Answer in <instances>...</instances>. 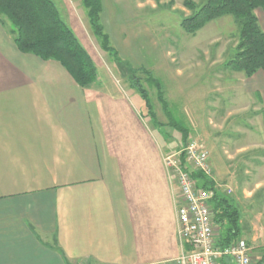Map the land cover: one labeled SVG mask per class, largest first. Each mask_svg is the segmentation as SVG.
I'll list each match as a JSON object with an SVG mask.
<instances>
[{
	"label": "crops",
	"instance_id": "0c3cea01",
	"mask_svg": "<svg viewBox=\"0 0 264 264\" xmlns=\"http://www.w3.org/2000/svg\"><path fill=\"white\" fill-rule=\"evenodd\" d=\"M245 79L264 106L263 72ZM100 82L21 53L0 17V264H177L189 250L163 161L175 134Z\"/></svg>",
	"mask_w": 264,
	"mask_h": 264
},
{
	"label": "rangeland",
	"instance_id": "374dc122",
	"mask_svg": "<svg viewBox=\"0 0 264 264\" xmlns=\"http://www.w3.org/2000/svg\"><path fill=\"white\" fill-rule=\"evenodd\" d=\"M52 1L94 60L101 85L133 92L142 101L101 49L82 2ZM187 1L199 4L198 0H102L101 22L122 61L136 70H150L160 80L170 111L191 132L189 141L208 151L209 178L235 200L241 213V240L260 257L264 253V106L258 95L249 92L244 74L226 67L238 44L234 19L212 21L189 36L180 25L192 15L185 8ZM256 15L264 30V12L257 10ZM1 19L9 32L10 22ZM143 85L158 120L167 126L158 91L149 83ZM167 132L175 134L167 144L183 148L181 134L170 128Z\"/></svg>",
	"mask_w": 264,
	"mask_h": 264
},
{
	"label": "trees",
	"instance_id": "16d2710c",
	"mask_svg": "<svg viewBox=\"0 0 264 264\" xmlns=\"http://www.w3.org/2000/svg\"><path fill=\"white\" fill-rule=\"evenodd\" d=\"M87 11L89 26L103 52L115 61L116 66L143 99L152 124L158 128L169 127L182 136L183 145L189 142L190 130L176 120L166 101L163 85L153 72L144 68L136 70L119 57L112 46L109 35L101 22L102 0H80ZM184 3L192 15L183 18L181 28L185 34L195 36L212 21L230 17L238 27V44L232 59L226 67L244 74L247 79L258 72L264 74V30L256 15L264 12V0H198ZM0 17L6 18L11 29L9 33L18 50L32 54L43 61L60 63L82 88H89L98 81V68L82 45L73 29L62 18L61 12L52 0H0ZM3 21V20H2ZM3 24L5 22L3 21ZM142 74L143 77L139 75ZM143 82L158 91V101L168 120L167 126L157 119L150 95ZM183 146V147H184ZM199 186L214 192L211 208L214 222L219 229V245L226 247L241 239L243 233L241 213L234 199L220 191L217 183L202 173H192ZM222 264H229L222 260Z\"/></svg>",
	"mask_w": 264,
	"mask_h": 264
},
{
	"label": "built area",
	"instance_id": "2783aa9c",
	"mask_svg": "<svg viewBox=\"0 0 264 264\" xmlns=\"http://www.w3.org/2000/svg\"><path fill=\"white\" fill-rule=\"evenodd\" d=\"M164 165L175 178L182 204L178 208V236L189 247L179 258V264H264V258L256 257L254 248L244 240L222 247L219 245V229L214 222L211 202L214 192L201 188L192 173L210 176L208 151L196 141H189L180 150L164 157Z\"/></svg>",
	"mask_w": 264,
	"mask_h": 264
}]
</instances>
